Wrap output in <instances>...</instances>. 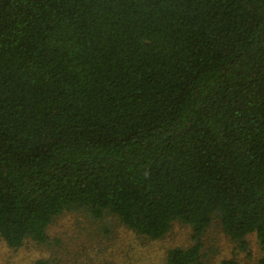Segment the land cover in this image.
<instances>
[{"label": "trees", "instance_id": "obj_1", "mask_svg": "<svg viewBox=\"0 0 264 264\" xmlns=\"http://www.w3.org/2000/svg\"><path fill=\"white\" fill-rule=\"evenodd\" d=\"M69 210L189 226L164 264H212L216 218L264 264V0H0V241Z\"/></svg>", "mask_w": 264, "mask_h": 264}, {"label": "rangeland", "instance_id": "obj_2", "mask_svg": "<svg viewBox=\"0 0 264 264\" xmlns=\"http://www.w3.org/2000/svg\"><path fill=\"white\" fill-rule=\"evenodd\" d=\"M50 245L26 240L18 248L0 241V264H34L38 259L49 264H164L169 248L192 244L191 229L175 223L162 238L137 236L114 216L94 218L83 210H69L48 225ZM247 250H241L222 231L215 218L202 236V255L216 264L236 257L240 264H260V251L254 236H248Z\"/></svg>", "mask_w": 264, "mask_h": 264}]
</instances>
